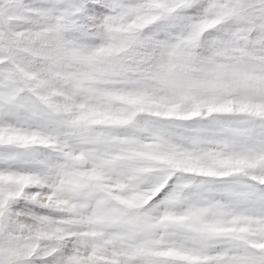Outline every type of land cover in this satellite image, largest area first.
<instances>
[{
    "label": "snow or ice",
    "instance_id": "snow-or-ice-1",
    "mask_svg": "<svg viewBox=\"0 0 264 264\" xmlns=\"http://www.w3.org/2000/svg\"><path fill=\"white\" fill-rule=\"evenodd\" d=\"M0 264H264V0H0Z\"/></svg>",
    "mask_w": 264,
    "mask_h": 264
}]
</instances>
